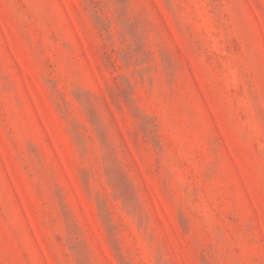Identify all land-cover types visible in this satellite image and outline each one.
I'll use <instances>...</instances> for the list:
<instances>
[{
	"label": "rangeland",
	"instance_id": "rangeland-1",
	"mask_svg": "<svg viewBox=\"0 0 264 264\" xmlns=\"http://www.w3.org/2000/svg\"><path fill=\"white\" fill-rule=\"evenodd\" d=\"M0 264H264V0H0Z\"/></svg>",
	"mask_w": 264,
	"mask_h": 264
}]
</instances>
